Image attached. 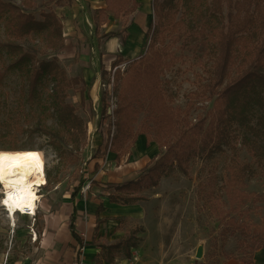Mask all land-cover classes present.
I'll return each mask as SVG.
<instances>
[{"label":"trees","instance_id":"obj_1","mask_svg":"<svg viewBox=\"0 0 264 264\" xmlns=\"http://www.w3.org/2000/svg\"><path fill=\"white\" fill-rule=\"evenodd\" d=\"M103 2L105 7L94 16L96 33L99 35L111 14L115 19H123L125 34L131 25L130 17L141 7L140 0ZM23 5L24 9L10 0H0V22L5 35L0 41L3 62L0 82L8 72H17L24 80L23 93L31 101L53 85L47 102L41 104L44 123L37 125L30 134L40 132L47 136L58 151L63 146L57 142L60 139L80 152L87 145V125L67 99L70 89L77 90L84 98L85 83L80 78H69L57 58L39 60V56L63 48L62 24L53 12L37 20L30 13L32 0H25ZM152 9L155 21L147 31L146 51L131 61L124 72L118 68L114 73L113 92L118 99L113 124L116 130L103 153L116 154L119 165L130 155L140 136L146 137L147 147L155 143L161 153L143 168L139 179L115 186L108 195L110 204L132 206L147 201L142 193L158 187L169 170L176 168L188 177L192 160L212 159L227 147L237 149L238 144L258 167L264 169V0H153ZM118 36V33H108L106 37ZM126 37L122 38L124 43ZM28 39L35 42L34 46L26 48L23 45ZM174 48L203 52L208 61L205 82L190 93L185 109L175 106V97L168 90L170 82L165 79L166 73L181 59ZM123 62L124 58L118 56L112 66L116 68ZM200 102H210L211 106L194 121L192 114ZM102 105L104 115L105 96ZM142 113L144 118L138 132L135 125ZM51 118L57 120L58 129L45 122ZM0 126L1 143L16 141L19 121L8 120ZM9 150L19 149L14 144ZM226 171L225 191L231 211L237 213L248 202L258 204L264 200V194L245 192L247 180L255 174L251 164L232 157ZM82 187L83 183L75 188L70 198L73 211L69 228L77 244L72 264H82L86 246L76 229L79 211L75 201L78 197L82 199ZM105 211L101 203L97 209L96 234L107 222L100 219ZM144 232L145 228L138 225L119 241L100 244L102 252L97 264H112L120 254L131 258ZM222 233L224 239L237 233L241 235L238 245L244 255L240 260L246 263H251L255 252L264 248V228L249 224L242 216H230Z\"/></svg>","mask_w":264,"mask_h":264},{"label":"rangeland","instance_id":"obj_2","mask_svg":"<svg viewBox=\"0 0 264 264\" xmlns=\"http://www.w3.org/2000/svg\"><path fill=\"white\" fill-rule=\"evenodd\" d=\"M10 1L24 9L25 0ZM140 3L141 7L130 17L131 25L125 34L122 28L123 19H115L110 14L107 24L102 26L98 35L94 16L98 10L105 7L103 0H32L33 8L30 13L37 20L41 21L43 14L53 12L63 29V48L47 52L46 55L39 56V60L50 61L57 58L69 78H80L85 83L84 98L77 90L70 89L67 102L74 105L77 114L87 125V145L77 152L65 145L62 140L57 139V142L63 145L58 151L52 146V140L47 136L40 132L30 134V131L37 125L44 123L40 113L41 104L47 102L53 85H50L48 90H44L41 97L31 101L23 93L25 84L19 74L17 72L7 73L4 80L0 82V125L8 120H17L19 129L16 132V141L13 143L0 142V151L9 150L14 144L18 149L41 151L45 161L47 184L38 189L40 198L37 202L35 217L17 213L15 222L9 218V213L1 204L5 190L0 184L1 264H6L10 251L17 258L28 254L31 240L28 232L32 228L39 231L45 229L52 221L60 225L66 220L71 212V195L81 183H83L82 194L86 199L80 206L90 211L91 199L106 197V193L112 192L115 186L127 183L126 181L120 184L109 183V176L112 178V175H117L119 180L133 181L142 175L143 163L138 162V155L139 152H146L145 149H138L135 144L130 150V155L122 159L121 168L118 171L115 170L116 163L112 159L114 153H103L116 130L113 124L116 121L114 111L117 109L118 99L113 92L114 73L118 68L124 72L131 61L144 54L149 44L147 31L155 21L152 9L153 0H140ZM108 33H118L119 36L108 38L106 37ZM125 36L127 39L124 43L122 38ZM4 37V27L0 22V41ZM34 44L33 40L28 39L23 45L29 48ZM36 44L42 46L39 41H36ZM173 50L181 59L173 69L166 73L165 79L170 82L168 90L175 97V106L185 109L190 93L196 91L205 82L208 61L203 56V52L179 48ZM118 56H122L124 62L114 68L112 64ZM2 67L3 62L0 60V70ZM85 79L92 85V88L86 85ZM95 82L98 83L96 87ZM104 96L107 107L105 114L102 115ZM197 106L192 114L194 121L199 115L206 113L211 103L200 102ZM143 118L142 113L135 125L138 132ZM45 122L53 129H58L55 118ZM0 131H2L1 126ZM98 150H100L99 153ZM160 153L155 157H158ZM232 157L251 164L255 171L254 176L247 180L245 192L263 195L264 169L258 167L246 150L238 144L237 149L227 147L212 159L199 157L192 160L188 177L176 168L169 170L162 176L158 187L142 193L148 200L141 205L142 207H140L141 202L137 203L138 210L131 211V215L136 218L139 213L145 214L146 223H150L152 228L159 226L168 232L166 241L170 244L188 245L191 248L189 255L196 256V259L198 258L195 251L201 248L202 258L206 257L207 264H221L231 258L242 259L244 254L238 245L242 239L241 235L237 233L235 236L230 235L224 239L222 232L227 227L230 216L237 218L242 216V219L249 224L264 228V200L258 204L248 202L237 213L230 210L225 184L226 167ZM103 180L109 181L104 183ZM120 220L123 221L121 229L119 228L121 231L127 232L138 226L136 219L123 217ZM107 231L111 232V229ZM115 236L110 235L112 238ZM134 257L131 260L139 259L136 255Z\"/></svg>","mask_w":264,"mask_h":264},{"label":"crops","instance_id":"obj_3","mask_svg":"<svg viewBox=\"0 0 264 264\" xmlns=\"http://www.w3.org/2000/svg\"><path fill=\"white\" fill-rule=\"evenodd\" d=\"M85 81L86 85L89 88H92V85L89 84L86 79ZM97 85L98 83L95 84V87ZM136 145L138 149L146 150L144 153L139 152L138 155V162L143 163L142 168L146 167L149 162L157 158L155 156L160 153V150L155 143H152L147 147L145 136H140ZM112 159L116 163L115 154H113ZM120 168L121 165H117L116 163L115 170L118 171ZM116 176L117 175H112V178L109 176V183L120 184L124 183V181H131L119 180V177ZM108 181L103 180L104 183H108ZM108 195L109 193H106V197L101 196L91 199L90 211H87V209L85 210L80 206L83 200L86 199L84 194L82 195V199H79L78 197L75 201L76 207L79 211V219L76 221V229L86 244L83 249V256L81 259L82 264H97L98 256L102 252L99 245L103 243L113 244L125 236L126 231H121V228L117 229L121 222L120 218L123 217L136 219L138 225L145 228V232L141 235L142 241L139 246L131 252V258L136 255L139 259L131 260V258H123V254H120L112 264H207L205 256H203L201 260H198L196 259V256L189 255L191 253V248L188 245L170 244L169 241H166L168 232L159 228V226L152 228L150 223H146L147 218L145 214L139 213L137 217L135 216L136 218H133L131 211L138 210L137 205L121 206L110 204ZM144 202L147 201H142L140 207H142L141 205ZM101 203L106 207V211L100 215V219H105L107 222L99 227V232L96 234L98 221L97 209ZM70 206L71 212L62 224L59 225L52 221L47 224L45 229L35 231L32 228L31 231L28 232V237L31 239L29 241L28 254L24 257L17 258L14 253L10 251L6 258V264H72L76 252L74 247L77 246V244L72 239L69 228V217L73 211L72 202ZM103 226H106L107 228H102ZM109 228L111 229V232L107 231ZM110 235L116 236L112 238ZM34 237H36V241H34ZM37 241L38 243H36ZM193 251L194 250L192 249V252ZM197 251L198 250L195 251V255ZM103 264L108 263L104 262ZM221 264H264V248L255 252L251 263H246L239 259H228Z\"/></svg>","mask_w":264,"mask_h":264},{"label":"bare ground","instance_id":"obj_4","mask_svg":"<svg viewBox=\"0 0 264 264\" xmlns=\"http://www.w3.org/2000/svg\"><path fill=\"white\" fill-rule=\"evenodd\" d=\"M0 184L5 190L1 204L15 222L16 214L35 215L38 189L46 186L45 161L36 149L1 150Z\"/></svg>","mask_w":264,"mask_h":264},{"label":"water","instance_id":"obj_5","mask_svg":"<svg viewBox=\"0 0 264 264\" xmlns=\"http://www.w3.org/2000/svg\"><path fill=\"white\" fill-rule=\"evenodd\" d=\"M197 258L198 259L202 258V249L201 248L198 249Z\"/></svg>","mask_w":264,"mask_h":264},{"label":"built area","instance_id":"obj_6","mask_svg":"<svg viewBox=\"0 0 264 264\" xmlns=\"http://www.w3.org/2000/svg\"><path fill=\"white\" fill-rule=\"evenodd\" d=\"M6 209V208H5ZM6 211H7V209H6ZM8 212V211H7ZM21 215V214H20ZM23 215H25V216H27L26 214H23ZM36 215V214H35ZM35 215H33L32 217H35ZM29 216V215H28ZM31 216V215H30ZM35 240H36V237H35Z\"/></svg>","mask_w":264,"mask_h":264}]
</instances>
